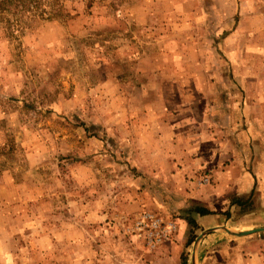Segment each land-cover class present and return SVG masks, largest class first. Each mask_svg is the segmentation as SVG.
Returning a JSON list of instances; mask_svg holds the SVG:
<instances>
[{"label":"rangeland","instance_id":"374dc122","mask_svg":"<svg viewBox=\"0 0 264 264\" xmlns=\"http://www.w3.org/2000/svg\"><path fill=\"white\" fill-rule=\"evenodd\" d=\"M36 13H0V264H191L205 228L180 227L182 184L159 182L147 145L162 117L215 107L199 96L259 108L264 0H41ZM144 211L176 225L155 248L131 230ZM207 245L195 264H264V245L226 262Z\"/></svg>","mask_w":264,"mask_h":264},{"label":"crops","instance_id":"0c3cea01","mask_svg":"<svg viewBox=\"0 0 264 264\" xmlns=\"http://www.w3.org/2000/svg\"><path fill=\"white\" fill-rule=\"evenodd\" d=\"M199 100L216 103L215 107L219 104L209 95L199 96ZM215 107L210 104L188 119L162 117L157 124L158 145L155 140L147 145V166H157L159 182L182 184L174 194L179 198L176 205L183 210L187 207L196 225L213 229L207 233L209 239L200 241L194 261H199L205 242V255L214 258L220 254L225 262L237 259L244 247L262 251L264 245L260 238L249 237L264 230L240 237L214 230L264 229V97L254 111ZM244 120L249 122L248 128L243 127ZM204 177L208 182L202 184ZM195 208L207 213L193 212ZM178 222L187 227L186 217Z\"/></svg>","mask_w":264,"mask_h":264},{"label":"built area","instance_id":"2783aa9c","mask_svg":"<svg viewBox=\"0 0 264 264\" xmlns=\"http://www.w3.org/2000/svg\"><path fill=\"white\" fill-rule=\"evenodd\" d=\"M204 177L201 183H207ZM176 225L173 221L160 218L149 211H144L135 217L131 230L138 236H143L150 248L157 247L160 243L167 241L175 232Z\"/></svg>","mask_w":264,"mask_h":264},{"label":"trees","instance_id":"16d2710c","mask_svg":"<svg viewBox=\"0 0 264 264\" xmlns=\"http://www.w3.org/2000/svg\"><path fill=\"white\" fill-rule=\"evenodd\" d=\"M41 4V0H0V13L9 11L12 14L18 16V18H26L31 17L32 13H36V9ZM37 16H40L43 20L49 18V16H45V12L41 11L40 13H36ZM193 212L198 214H206L207 211L201 208L193 209ZM188 224L191 227H195V220L191 216L186 217ZM181 264H187L186 258H182Z\"/></svg>","mask_w":264,"mask_h":264},{"label":"water","instance_id":"95a60500","mask_svg":"<svg viewBox=\"0 0 264 264\" xmlns=\"http://www.w3.org/2000/svg\"><path fill=\"white\" fill-rule=\"evenodd\" d=\"M211 230H213L212 228L211 229H205L203 230L195 239L194 243H193V247H192V253H191V264H195V261H194V258H195V253H196V250L199 246V243L202 239V237L210 232ZM214 230H220L224 233H227L229 235H232V236H237V237H240V236H244V235H248V234H251V233H254V232H258L260 230H264V229H258V228H255V229H250V230H246V231H234V230H231V229H227V228H224V227H221V228H214Z\"/></svg>","mask_w":264,"mask_h":264}]
</instances>
